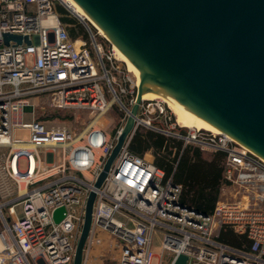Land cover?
I'll list each match as a JSON object with an SVG mask.
<instances>
[{
  "label": "built area",
  "instance_id": "built-area-1",
  "mask_svg": "<svg viewBox=\"0 0 264 264\" xmlns=\"http://www.w3.org/2000/svg\"><path fill=\"white\" fill-rule=\"evenodd\" d=\"M55 1L0 0V264H73L90 192L81 264H173L181 253L186 264H264V159L224 132L181 125L159 98L141 95L132 113L138 77L89 23L88 41L72 37ZM5 33L22 40L5 42ZM44 102L86 111L88 122L80 131L48 123L36 114ZM108 113L118 121L112 132L100 122ZM129 116L133 124L96 186ZM141 126L181 140V150L223 152L209 213L183 202L182 185L130 149ZM221 228L249 243L220 241Z\"/></svg>",
  "mask_w": 264,
  "mask_h": 264
},
{
  "label": "water",
  "instance_id": "water-1",
  "mask_svg": "<svg viewBox=\"0 0 264 264\" xmlns=\"http://www.w3.org/2000/svg\"><path fill=\"white\" fill-rule=\"evenodd\" d=\"M75 1L138 68L132 113L146 85L184 115L232 136L264 159V0ZM65 6L90 30L88 18ZM9 39L20 43L22 36L5 33L4 41ZM132 124L129 116L96 186ZM93 200L90 192L73 264H81ZM62 211L54 210L55 221ZM186 260L181 253L173 264Z\"/></svg>",
  "mask_w": 264,
  "mask_h": 264
},
{
  "label": "trees",
  "instance_id": "trees-1",
  "mask_svg": "<svg viewBox=\"0 0 264 264\" xmlns=\"http://www.w3.org/2000/svg\"><path fill=\"white\" fill-rule=\"evenodd\" d=\"M55 11L59 14L60 20L67 24L72 37L81 36L89 40L84 24L57 0ZM168 143H173L175 146L174 154L168 149ZM129 147L138 155H144L147 150L151 151L153 162L164 170L165 176H171L174 182L182 185L181 200L183 202L206 213L213 209L222 183L220 163L223 152L206 156L204 151L191 144L181 150V140L168 138L161 132L141 127L136 130ZM217 238L236 247L249 243L244 235H238L230 228H221Z\"/></svg>",
  "mask_w": 264,
  "mask_h": 264
},
{
  "label": "rangeland",
  "instance_id": "rangeland-1",
  "mask_svg": "<svg viewBox=\"0 0 264 264\" xmlns=\"http://www.w3.org/2000/svg\"><path fill=\"white\" fill-rule=\"evenodd\" d=\"M57 1L64 5V3L61 0H57ZM88 23L90 24L92 29L97 32V29L90 22H88ZM86 31H87V29H86ZM87 33H88V31H87ZM88 38H89V34H88ZM96 38L98 40L102 41L104 46L105 45L106 46L111 45V43L100 32L97 33ZM123 64H124V66H126L124 62H123ZM41 104H43V103H41ZM44 105H45L44 108H41V107L37 108L36 114L39 115V117H41V118H46L48 123H61V124H65L66 126H69L70 128H72L76 131H80L85 126V124L88 122L89 114L86 111H83V110L77 111V110H73V109L72 110H70V109H51L48 107L47 102H44ZM100 122L102 123V125L106 129H108L109 131L112 132L114 130V128L117 127L118 121H117V117L115 116V114L108 113L106 115H103L100 118ZM141 128L147 129V127H145V126H141ZM14 135L16 137L27 138L28 130L25 128H16L14 130ZM166 137L174 138L171 136H166ZM174 139H176V138H174ZM168 144H169V145H167L168 149L171 150V152H172L173 147H175V146L173 145V143H168ZM204 152H205L206 156H211V154H212V153H209L206 151H204ZM144 156L148 159L153 160V155H152L150 150H147V152L144 153Z\"/></svg>",
  "mask_w": 264,
  "mask_h": 264
},
{
  "label": "bare ground",
  "instance_id": "bare-ground-1",
  "mask_svg": "<svg viewBox=\"0 0 264 264\" xmlns=\"http://www.w3.org/2000/svg\"><path fill=\"white\" fill-rule=\"evenodd\" d=\"M65 5L69 6L70 9L73 10V12H75L76 14H78L81 17L84 18H88L91 22V24L97 29V32L101 33L104 37L108 38L110 40V38L102 31V29L90 18V16L79 6V4L75 1V0H61ZM113 46V50H114V54L117 58H119L120 60H122L126 66L128 67V69L130 71H132L137 77H138V81H139V72H138V68L136 67L135 64H133L130 59L126 56V54L114 43H111ZM143 92H142V96L143 98H159L160 100H163L167 103V105L169 106V108L172 110V112L174 113L177 122H179L181 125L183 126H192V127H199V128H206L208 130H212L214 132H217L218 130L209 128L207 126H204L203 124L189 118L188 116L184 115L183 113H181L180 111H178L175 106L173 105V103L171 102V100L161 94L160 92L146 86L143 85ZM230 136V135H229ZM232 137V136H231ZM233 138V137H232ZM262 158V157H261Z\"/></svg>",
  "mask_w": 264,
  "mask_h": 264
}]
</instances>
